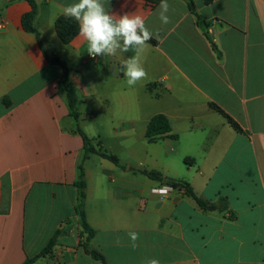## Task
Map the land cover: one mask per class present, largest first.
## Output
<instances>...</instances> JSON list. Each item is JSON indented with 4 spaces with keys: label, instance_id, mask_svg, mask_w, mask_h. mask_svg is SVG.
Listing matches in <instances>:
<instances>
[{
    "label": "crops",
    "instance_id": "obj_1",
    "mask_svg": "<svg viewBox=\"0 0 264 264\" xmlns=\"http://www.w3.org/2000/svg\"><path fill=\"white\" fill-rule=\"evenodd\" d=\"M34 1L39 38L22 27L26 0H0V264H101L84 251L75 211L79 130L100 143L111 131L142 143L157 113L176 137L150 142L148 159L136 153L127 169L97 154L83 160L88 246L107 264H264V0H168V24L160 0H103L153 33L142 53L147 78L134 87L121 70L133 50L93 58L78 34L67 44L57 36L56 18L77 0ZM48 56L70 69L77 120ZM145 169L188 182L207 206L182 188L161 200Z\"/></svg>",
    "mask_w": 264,
    "mask_h": 264
},
{
    "label": "clouds",
    "instance_id": "obj_2",
    "mask_svg": "<svg viewBox=\"0 0 264 264\" xmlns=\"http://www.w3.org/2000/svg\"><path fill=\"white\" fill-rule=\"evenodd\" d=\"M168 0H160L159 19L162 24L170 23ZM65 18L73 19L78 24V37L87 43V53L96 56H116L130 50L135 55L127 58L121 65V70L128 87H134L147 78L146 69L142 63V53L152 39L153 33L148 29L142 16L124 14L117 17L110 14L103 0H77L62 9ZM154 195H167L171 189L168 185L153 187ZM132 248H136L139 236L135 232L128 233ZM146 264H160L156 258H149Z\"/></svg>",
    "mask_w": 264,
    "mask_h": 264
},
{
    "label": "trees",
    "instance_id": "obj_3",
    "mask_svg": "<svg viewBox=\"0 0 264 264\" xmlns=\"http://www.w3.org/2000/svg\"><path fill=\"white\" fill-rule=\"evenodd\" d=\"M30 6L31 10L21 17V24L25 31L34 33L37 38L38 32L33 26V20L35 18V14L37 11V6L34 0H26ZM78 24L75 20L70 18H65L63 15H59L55 20V31L59 39L62 43L67 44L69 43L77 34H78ZM153 42L152 40H149ZM48 59L50 62L54 64H58L62 68V75L59 80V92L64 94V98L66 100V104L69 110L70 115L77 120L78 119V113L76 111V105L78 102V98L76 95V91L74 86L72 85L71 81L69 80V71L70 69L66 65V63L61 60L57 56L49 57ZM210 107L219 112L223 115V117L226 119L227 123L236 131H241V127L238 125L237 122H235L229 115H227L225 112H223L220 107H218L215 104H210ZM80 135L83 140V147H82V157L81 161L77 165V180L74 182V185L77 188V201L75 205V211L77 215L79 216V222L82 228L83 233H86V240L83 243L84 251L89 254L92 258L99 260L101 264H107L103 255L98 252L97 250L90 248L87 244V242L91 239V237L94 235V230L88 225L86 221L85 212L83 209L84 206V200H85V180H84V169L82 162L85 158H87L90 154H97L100 157L107 159L111 161L114 164L119 165L118 158L111 153H108L102 149H97L93 146L92 139L87 137L81 130H79ZM145 137L149 142H156L163 137H171L175 138L176 135L171 133V126L169 123L168 118L162 114L157 113L154 114L148 121L146 125L145 130ZM189 158L185 157L184 162H188ZM193 160V159H190ZM143 174H145L150 179L159 181L161 184H169L173 186L174 188H182L185 190V193L193 198L196 203L201 207H206L207 202L201 199L200 197L196 196L193 189L191 188L190 184L183 180H177L173 179L167 176H164L161 172L157 170H143ZM223 201H226L225 198H222ZM58 234V231L52 236V238L48 241L46 246L38 253L37 257L45 256L50 252L52 247L55 244L56 236ZM30 261H26L24 264L28 263Z\"/></svg>",
    "mask_w": 264,
    "mask_h": 264
},
{
    "label": "rangeland",
    "instance_id": "obj_4",
    "mask_svg": "<svg viewBox=\"0 0 264 264\" xmlns=\"http://www.w3.org/2000/svg\"><path fill=\"white\" fill-rule=\"evenodd\" d=\"M108 136L103 143L99 142V138L96 136L92 138V144L97 149H102L108 153L114 154L119 160V166L127 169L130 164H134L136 153L138 156H145L147 159L149 158L146 153L153 148V143L148 142L145 138L142 143H134L127 140L125 143H121L118 136L123 135L122 132L111 131L107 133ZM94 159H100L98 156H94ZM93 162H91V165ZM118 167L119 169H121Z\"/></svg>",
    "mask_w": 264,
    "mask_h": 264
},
{
    "label": "built area",
    "instance_id": "obj_5",
    "mask_svg": "<svg viewBox=\"0 0 264 264\" xmlns=\"http://www.w3.org/2000/svg\"><path fill=\"white\" fill-rule=\"evenodd\" d=\"M164 185H168V186L170 187L171 191L173 190V186H171V185H169V184H161L160 186H164ZM160 186H159V187H160ZM165 197H166V195H165V196L159 195V198H160L161 200H163Z\"/></svg>",
    "mask_w": 264,
    "mask_h": 264
},
{
    "label": "water",
    "instance_id": "obj_6",
    "mask_svg": "<svg viewBox=\"0 0 264 264\" xmlns=\"http://www.w3.org/2000/svg\"><path fill=\"white\" fill-rule=\"evenodd\" d=\"M211 209H213V207H210Z\"/></svg>",
    "mask_w": 264,
    "mask_h": 264
}]
</instances>
